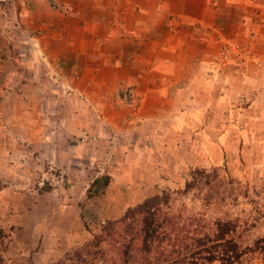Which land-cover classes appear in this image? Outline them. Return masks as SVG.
Here are the masks:
<instances>
[{
  "label": "rangeland",
  "instance_id": "obj_1",
  "mask_svg": "<svg viewBox=\"0 0 264 264\" xmlns=\"http://www.w3.org/2000/svg\"><path fill=\"white\" fill-rule=\"evenodd\" d=\"M218 41L208 56L211 63L201 73L168 83L161 108L145 119L142 128L134 114L135 84L120 80L105 83L103 96L95 94L100 91L97 81L92 82L90 96L63 88L57 102L59 145L26 143L25 137H33L23 128L0 129V229L6 236L2 247L6 264H56L90 240L104 222L118 219L146 198L124 201L133 186L141 187L138 198L148 193L143 190L145 182L155 184L148 196L181 189L194 168L216 170L225 191L207 207L197 190L176 205L183 202L210 220H231L235 229L230 236L241 250L233 264H264V63L257 62L250 43L224 37ZM83 84L77 83L81 88ZM22 107L19 102L7 103L1 120ZM37 107L35 103L33 110ZM45 108L47 113L37 110L31 119L45 114L50 119L49 103ZM66 123L73 126L70 141L77 146L78 161L71 159V146L62 144L68 134ZM8 136L16 143L6 145ZM145 154L149 160L165 156L171 171L140 177L142 183L135 182L137 175L124 174L127 164ZM102 175L113 181L110 189L87 197L91 182ZM109 198L123 202L116 208ZM106 210H112L107 217Z\"/></svg>",
  "mask_w": 264,
  "mask_h": 264
},
{
  "label": "crops",
  "instance_id": "obj_2",
  "mask_svg": "<svg viewBox=\"0 0 264 264\" xmlns=\"http://www.w3.org/2000/svg\"><path fill=\"white\" fill-rule=\"evenodd\" d=\"M221 37L250 43L255 59L263 64L264 0H0V113L11 101L23 106L0 118V129L23 128L33 137H25L26 143L59 145L57 102L63 88L90 96L97 81L100 91L95 94L103 96L105 83L120 80L135 84L134 114L142 128L161 108L168 83L201 73ZM80 81L83 88L77 85ZM35 103L39 108L34 111ZM47 103L50 119L46 114L31 119L37 110L47 113ZM66 126L62 144L71 146V159L78 161L77 146L70 141L73 126ZM3 142L16 140L8 136ZM166 162L165 156L149 160L145 154L123 171L142 183L140 177L170 172ZM152 183L145 182L143 190L152 193ZM112 184L109 181L105 193ZM140 188L133 186L124 201L138 203L149 195L138 198ZM109 199L116 208L123 202ZM111 211L106 210V217Z\"/></svg>",
  "mask_w": 264,
  "mask_h": 264
},
{
  "label": "trees",
  "instance_id": "obj_3",
  "mask_svg": "<svg viewBox=\"0 0 264 264\" xmlns=\"http://www.w3.org/2000/svg\"><path fill=\"white\" fill-rule=\"evenodd\" d=\"M109 176L95 178L87 197L102 194ZM216 170L194 168L181 189H164L104 222L99 232L56 264H233L241 255L231 220L207 219L200 211L176 202L190 191L202 193L204 207L224 193ZM223 197V196H222ZM221 199V198H220ZM0 229V264L5 239Z\"/></svg>",
  "mask_w": 264,
  "mask_h": 264
}]
</instances>
